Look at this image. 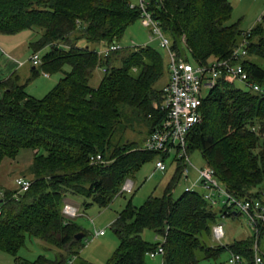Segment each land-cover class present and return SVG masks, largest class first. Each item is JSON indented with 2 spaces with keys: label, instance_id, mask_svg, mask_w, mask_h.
<instances>
[{
  "label": "trees",
  "instance_id": "trees-1",
  "mask_svg": "<svg viewBox=\"0 0 264 264\" xmlns=\"http://www.w3.org/2000/svg\"><path fill=\"white\" fill-rule=\"evenodd\" d=\"M148 2L172 49L186 60L187 53L202 63L227 59L246 37L243 68L248 82L264 88V15L243 31L229 21L228 0ZM129 4L130 0H0V34L29 31L32 53L46 48L29 77L13 75L0 82V164L16 158L22 149L32 153L28 166L32 178L23 176L31 179L28 189L16 198L17 189L0 187V251L15 256L14 264L71 261L81 246L75 234H85L75 218L63 214L65 199L81 196L90 200L85 204L105 206L129 172L158 155L140 149V142L124 138V132L144 125L147 135L162 120V89L153 85L163 74V57L150 45L121 47L107 54L96 50L101 44H118L140 18V10ZM99 68L103 74L98 85L91 86ZM40 72L61 76L48 93L35 98L25 88ZM235 82L222 74L207 92L200 106L201 120L187 135V149H198L229 191L261 198L264 96ZM95 154L107 163L91 164ZM182 167L175 161L161 195L148 196L140 206L128 203L118 213L110 226L119 244L105 264H145L146 255L159 244L162 264L215 262L224 251L254 264L253 246L264 240V225L257 237L214 242L211 228L218 214L238 213L224 207L216 211L198 190L173 196ZM145 229L162 241H146ZM29 238L44 242L46 250L54 252L52 258L17 257Z\"/></svg>",
  "mask_w": 264,
  "mask_h": 264
},
{
  "label": "rangeland",
  "instance_id": "rangeland-1",
  "mask_svg": "<svg viewBox=\"0 0 264 264\" xmlns=\"http://www.w3.org/2000/svg\"><path fill=\"white\" fill-rule=\"evenodd\" d=\"M232 6L230 22H237L241 30H249L257 21L258 17L263 9L264 0H228ZM131 3L137 4L138 0H130ZM21 35V34H17ZM14 37H18V36ZM151 35L149 29L142 26L140 19L131 24L124 32L121 40L118 42V45L121 47L126 46H140V45H150L156 49L162 58L164 64L163 74L159 79L154 83L153 87L155 89H162L166 84L169 78V73L166 68V62L168 56L166 51L160 45V41L155 38L149 41V36ZM11 42H3L0 40V45L7 51L20 52L23 49L21 40L16 38H11ZM80 44L84 45V41H80ZM29 52L28 49H26ZM46 48H42L36 52H39L41 55ZM32 53V50L30 48ZM118 54L116 57H118ZM187 60L194 64L195 60L193 57L187 53ZM115 63L118 64L119 60H115ZM135 69V68H133ZM102 71L99 68L93 74L89 84L91 86H97L100 77L102 76ZM61 74L51 73L49 78L43 77L42 73H39L34 78H32L25 90L31 96L35 98H41L51 89L45 90L43 86V79L52 82L55 80V83L59 80ZM235 86L243 87L242 83L236 81ZM54 86V85H53ZM52 88V87H50ZM207 90L204 89V95L207 94ZM146 136V126H135L134 130H127L124 132V138L128 137L129 139H134L140 142L143 146V137ZM140 149H143L142 147ZM189 152L191 168L188 170V179H185L184 176L180 177L177 185L173 190V196L180 194L186 186L190 187L195 183L196 189L199 190L200 182L197 180V170L199 168L205 167L206 161L202 156L201 152L198 149H191ZM175 152L173 151L164 161L165 170L160 171L155 169V160L156 156L151 159L145 160L139 164V166L133 171L127 174V178L124 179L121 187L125 183L126 179H130L134 182V189L131 193L122 192L120 189L114 194L110 202L101 206L100 204L93 202L91 204H85L90 202L89 199H85L81 196H70L65 200H71L79 207L78 216L71 217L75 218L74 222L80 227L84 232L85 236L81 238V246L78 250V253L71 257L73 264H81V261H84L88 264H105L110 258L112 253L116 250L119 240L115 233L111 229V223L116 218L118 213L122 211L128 203H131L134 206H140L144 203L150 195L159 196L163 192L164 184L168 178L173 174L175 170ZM32 160V153L30 150H20L16 158L14 159H4L0 164V187L3 189L15 190L17 189L15 181L17 178L23 176H29L32 178V175L28 171V166ZM28 178V177H27ZM261 200L264 203V193L261 196ZM216 211L222 208L220 198H218V203L214 205ZM217 221L221 222L224 226L225 235L222 239V244H228L235 239H244L251 235V230L246 224L244 216L241 214H236L234 216H224L221 213L218 214ZM98 230H103L104 235L96 236ZM142 237L148 242H161L162 239L159 236H156L153 231L145 229L142 232ZM258 245V244H257ZM264 250V240L260 241L258 249ZM261 251V250H260ZM53 251L46 250L45 243L40 242L37 239H26L25 244L18 250L16 256L23 258L27 261L35 260L38 255H44L48 258H52ZM230 252L224 251L220 254L217 261H203L201 264H229ZM14 257L12 254H9L4 251H0V264H14ZM145 264H162V255L157 254L154 257L146 255ZM241 264H246V261L242 259Z\"/></svg>",
  "mask_w": 264,
  "mask_h": 264
},
{
  "label": "built area",
  "instance_id": "built-area-1",
  "mask_svg": "<svg viewBox=\"0 0 264 264\" xmlns=\"http://www.w3.org/2000/svg\"><path fill=\"white\" fill-rule=\"evenodd\" d=\"M129 6L137 7L140 10V22L151 33L149 41L157 38L168 56L169 78L162 88V101L160 105L164 115L159 124L143 138L142 148L145 151L158 154L155 160V169L160 171L165 170L164 161L174 151V160L180 161L183 165L181 177L184 176L185 179H188V170L191 168V164L187 149V135L191 128L201 120L200 106L206 95L203 93L204 89L207 91L212 89L216 85L218 77L222 74L229 81L242 82L247 87L262 93L263 96L264 88L255 83L248 82L247 73L243 68L242 61L247 55L246 37H242L229 58L209 63L195 61L192 64L172 49L169 38L162 32L159 23L152 17L149 11L148 0H138L137 4L130 2ZM263 15L264 4L258 21L261 20ZM118 48H121V46L117 43L108 46L101 44L96 50L98 54H107ZM30 61L34 65H39V52L32 53ZM89 162L91 164L107 163L100 154L92 155ZM196 170L198 175L197 180L200 182V189L198 191L202 192L203 197L212 205H216L218 198H220L222 207L235 214L243 215L246 224L251 230V234L257 237L259 228L264 225V203L261 198L250 195L238 196L234 192L229 191L226 184L217 176L215 169L209 165ZM30 182L31 179L27 177L17 178L15 181L17 191L13 196L17 198L19 194L26 191ZM133 189V181L129 178L126 179L121 187V191L131 193ZM193 190H197L195 183L190 187L186 186L184 189V191ZM62 212L66 218L75 217L79 214V207L71 200H65L62 206ZM211 231L212 240L217 243H222L221 241L225 235L223 224L217 221L212 225ZM103 233V230H98L95 234L102 235ZM253 249V263L262 264L263 260L256 242ZM161 253L162 247L159 244L157 249L149 252L148 255L154 257ZM241 262L242 257L239 254L230 252L228 258L229 264H241ZM67 264L73 263L72 261H68Z\"/></svg>",
  "mask_w": 264,
  "mask_h": 264
},
{
  "label": "crops",
  "instance_id": "crops-1",
  "mask_svg": "<svg viewBox=\"0 0 264 264\" xmlns=\"http://www.w3.org/2000/svg\"><path fill=\"white\" fill-rule=\"evenodd\" d=\"M17 34H21V35H17ZM16 35L18 36L17 38L14 37ZM7 36H11V38H16L18 40H21L23 49L18 53L14 51L10 52L2 48V46L0 45V82L6 80L7 78L13 75H17L19 79H25L29 77L31 75V71L36 68V65L32 64V62L30 61V56L32 54L30 51V46H29V42L31 40V33L29 31H21L19 33L12 34V35L0 34V40H3V42L6 41L7 43L11 42V39H7L9 38ZM26 49H28L29 52H25L27 51ZM40 73H42L43 77L45 78L50 77L49 73H45V72H40ZM42 82H43V86H45V90L52 89L55 86L54 84L55 80L50 82V81H47V79H43ZM165 184H164V187H165ZM102 235H104V233Z\"/></svg>",
  "mask_w": 264,
  "mask_h": 264
},
{
  "label": "water",
  "instance_id": "water-1",
  "mask_svg": "<svg viewBox=\"0 0 264 264\" xmlns=\"http://www.w3.org/2000/svg\"><path fill=\"white\" fill-rule=\"evenodd\" d=\"M2 199H0L1 201ZM77 240L81 239L83 237V234L82 233H76L75 236H74Z\"/></svg>",
  "mask_w": 264,
  "mask_h": 264
}]
</instances>
